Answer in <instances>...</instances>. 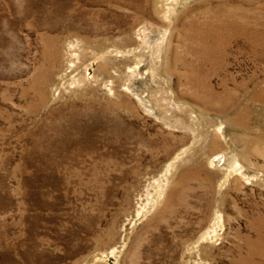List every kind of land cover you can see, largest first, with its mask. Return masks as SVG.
<instances>
[{
  "label": "rangeland",
  "instance_id": "obj_1",
  "mask_svg": "<svg viewBox=\"0 0 264 264\" xmlns=\"http://www.w3.org/2000/svg\"><path fill=\"white\" fill-rule=\"evenodd\" d=\"M0 264H264V0H0Z\"/></svg>",
  "mask_w": 264,
  "mask_h": 264
},
{
  "label": "bare ground",
  "instance_id": "obj_2",
  "mask_svg": "<svg viewBox=\"0 0 264 264\" xmlns=\"http://www.w3.org/2000/svg\"><path fill=\"white\" fill-rule=\"evenodd\" d=\"M165 35V34H164ZM168 35V34H167ZM166 35V36H167ZM157 36V35H156ZM160 36H162V35H160ZM158 38V37H157ZM166 38V37H165ZM155 40V39H154ZM159 40L161 41L162 39H160V37H159ZM158 40V41H159ZM165 42V41H164ZM185 107V106H184ZM220 124V126H219V128H218V131H219V133L223 136V138H226V136H227V128L223 125V124H221V123H219ZM227 140H228V137L226 138ZM230 156H228V158H229ZM215 159H214V164H220V163H222L224 160L226 161V158H227V156L225 155V154H219V155H217V156H215L214 157ZM233 160H235V159H233ZM236 161V160H235ZM227 162H228V160H227ZM237 162V161H236ZM232 163V162H231ZM229 164V163H228ZM237 164V163H236ZM222 165V164H221ZM232 165H233V163H232ZM234 166V165H233ZM219 167V166H218ZM232 167V166H231ZM237 167V166H236ZM241 168V167H240Z\"/></svg>",
  "mask_w": 264,
  "mask_h": 264
}]
</instances>
